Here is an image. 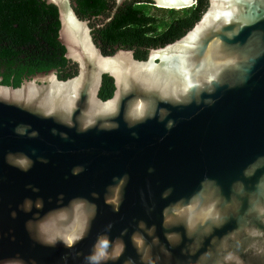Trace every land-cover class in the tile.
<instances>
[{
	"label": "water",
	"instance_id": "obj_1",
	"mask_svg": "<svg viewBox=\"0 0 264 264\" xmlns=\"http://www.w3.org/2000/svg\"><path fill=\"white\" fill-rule=\"evenodd\" d=\"M47 1L78 73L0 84V264H264V0H209L147 59Z\"/></svg>",
	"mask_w": 264,
	"mask_h": 264
},
{
	"label": "trees",
	"instance_id": "obj_2",
	"mask_svg": "<svg viewBox=\"0 0 264 264\" xmlns=\"http://www.w3.org/2000/svg\"><path fill=\"white\" fill-rule=\"evenodd\" d=\"M81 18L111 14L115 0H73ZM128 0L116 14L107 30L97 32L104 39L105 54L112 53L115 44L135 49L136 58L146 59L141 54L142 45L148 42L149 26L164 28V42L150 39L152 45L174 42L182 38L201 19L209 7V0H198L197 4L184 9L157 8L152 4H136ZM158 10H157V9ZM157 10V11H152ZM149 14L158 18L155 23ZM152 21V24L151 22ZM59 9L47 0H0V70H4L3 84L18 87L24 76L39 71L57 68L59 77L67 79L78 73V65L66 57L67 49L60 42L61 29ZM38 46V47H35ZM73 69V70H69ZM114 79L104 76L100 96L112 97Z\"/></svg>",
	"mask_w": 264,
	"mask_h": 264
},
{
	"label": "flooded vegetation",
	"instance_id": "obj_3",
	"mask_svg": "<svg viewBox=\"0 0 264 264\" xmlns=\"http://www.w3.org/2000/svg\"><path fill=\"white\" fill-rule=\"evenodd\" d=\"M117 1V0H115ZM128 1V0H127ZM126 1V2H127ZM125 2V3H126ZM133 5H136V4H152L153 6L157 7V8H162V7H158L153 1L151 0H133ZM124 3V4H125ZM116 4V2H115ZM115 6V5H114ZM124 6V5H123ZM121 6V7H123ZM118 9V11L120 10V8ZM114 8V7H113ZM156 8V9H157ZM158 10V9H157ZM157 10H152V11H157ZM113 11V9H112ZM112 11H111V14H101V15H98V16H93V17H89V18H83V19H88L90 21V26L92 27V32H93V35H94V38H95V41L96 43L98 44V46L102 49L103 53H105L104 51V39L102 38H98L97 36V32L100 31V30H107V28L113 23V21L115 20V16L116 14L118 13V11L115 13V15L113 16L112 15ZM147 17L151 18L156 24L157 23H160L158 21V18L155 17L154 15L152 14H149ZM111 18V19H110ZM151 24H152V21H150ZM165 31V29L162 27V28H158L154 25H151L149 26V29L148 31L146 32V36L148 38V42H146L144 45H142V50H141V54L143 55H146V57L148 58L149 54H150V51L151 49L153 48H160V47H164L170 43H167V44H161V45H152L150 43V39H155V38H159L160 40H162L161 42H164L163 40H165V35L164 34H160L161 32ZM115 49L114 50H109L110 52L112 53H109V54H114L118 49L120 48H125V47H121V44H115ZM35 47H38V46H35ZM125 49H130V48H125ZM134 50L135 52V55H136V50L135 49H132ZM146 58V59H147ZM72 61V60H70ZM73 63H71V66H73L74 64H77L76 62L72 61ZM78 67V66H77ZM53 69H57V68H52V69H49V70H44V71H47L49 72L50 70H53ZM58 70V69H57ZM69 70H73V69H69ZM4 70H0V84H3V74ZM40 72H43V71H39L37 72L36 74L40 73ZM35 74L33 75H29V76H24L23 80L25 79H28V78H32ZM58 75H59V70H58ZM60 78V77H59ZM71 78V77H70ZM61 79V78H60ZM68 79V78H67ZM6 85V84H5ZM113 96V95H112ZM106 100V99H105ZM38 182V179H35V178H31V177H27L25 182H24V186L29 189V190H36V183ZM42 203H44L43 201V197H39L38 198V202L37 204L38 205H41Z\"/></svg>",
	"mask_w": 264,
	"mask_h": 264
}]
</instances>
